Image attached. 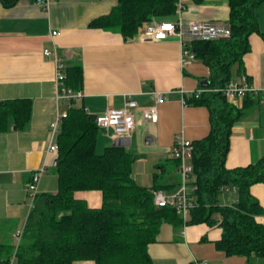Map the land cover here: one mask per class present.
I'll return each mask as SVG.
<instances>
[{
	"label": "crops",
	"instance_id": "1",
	"mask_svg": "<svg viewBox=\"0 0 264 264\" xmlns=\"http://www.w3.org/2000/svg\"><path fill=\"white\" fill-rule=\"evenodd\" d=\"M117 4L118 0H19L6 8L0 3V103L14 99L32 102L29 123L18 128L10 120L8 130L0 132V246H11L14 254L22 240L17 234H23L34 209L28 192L34 172L44 168L38 194L58 191V153L49 150V128L57 111H66L67 104L57 100L55 56L62 60L65 73L81 68L82 80L77 90L72 89L81 91L83 97L74 106L94 117L109 108L125 107L128 98L146 107L155 104L152 92H170L168 100L157 106V123L144 121L136 112V129L128 141L114 140L112 130L101 131L98 138L99 154L109 146L123 145L137 157L132 171L140 186L176 191L182 183L178 161L172 157L176 137L194 143L211 132L208 107L189 104L190 94L184 104L182 94L172 92L182 89L190 93L205 87L206 80L211 83V68L198 57L183 64V46L177 35L141 41L139 34L127 39L117 29L92 25ZM256 11L258 31L250 34L248 50L230 68L228 83L246 77L255 92L242 100L227 101L243 112L230 138L226 157L229 170L247 167L264 157V2ZM180 18L227 26L229 2L189 0L167 22ZM53 31L60 35L52 36ZM46 49L53 54L44 55ZM250 191L264 209V183L252 185ZM232 192L236 194V189ZM77 197L94 207L102 204L100 191L78 192ZM222 204L226 205L225 199ZM180 215L178 224L164 222L157 241L149 246L154 264H264L261 255L228 256L219 249V213L212 217L214 224L193 221L191 212ZM256 221L264 224V214L256 216ZM14 254L11 264H16Z\"/></svg>",
	"mask_w": 264,
	"mask_h": 264
},
{
	"label": "trees",
	"instance_id": "2",
	"mask_svg": "<svg viewBox=\"0 0 264 264\" xmlns=\"http://www.w3.org/2000/svg\"><path fill=\"white\" fill-rule=\"evenodd\" d=\"M18 2L0 0L6 8ZM228 2L230 39L193 41L191 45L195 56L211 68V83L206 88L229 84L231 66L248 50L250 34L258 31L256 10L264 0ZM177 3L178 0H118L109 15L92 25L117 29L125 38H133L157 20L173 19ZM81 80L80 67L66 73L70 88L77 90ZM189 104H204L211 114L210 134L193 143L192 177L198 205L191 211L193 221L214 224L212 217L219 213V249L228 256L264 257V224L256 221L264 209L250 191L252 185L264 183V157L247 167H226L233 126L243 112L216 92L191 99ZM31 115L29 99L1 102L0 132L8 130L10 120L23 128ZM101 131L95 117L84 108L73 105L69 109L57 138L58 191L37 194L15 254L11 246H0V264H11L13 254L16 264H154L149 246L157 241L162 224H178L182 217L174 208L155 204L153 191L160 190L159 186L150 189L136 183L132 168L137 157L126 147L112 145L101 154L96 151ZM177 164L179 167L180 162ZM89 191L101 192V206H91L77 197L78 192Z\"/></svg>",
	"mask_w": 264,
	"mask_h": 264
},
{
	"label": "built area",
	"instance_id": "3",
	"mask_svg": "<svg viewBox=\"0 0 264 264\" xmlns=\"http://www.w3.org/2000/svg\"><path fill=\"white\" fill-rule=\"evenodd\" d=\"M42 0H38L41 2ZM189 0H178L177 7L180 11L184 9L185 2ZM60 32L53 31L52 36H59ZM171 35H177L181 38V44L183 46L182 62L185 64L188 59L195 60L196 56L191 50V44L193 41H214L219 39L230 38L231 32L226 25L216 24L208 21H185L179 19L177 22H154L147 26L139 34V40L141 41H161L166 40ZM51 50L46 49L44 55L50 56ZM55 72L57 83V100L63 101L67 104L66 111H57L53 121L50 124L51 143L49 150L51 152L58 153L57 138L60 133L63 121L68 117V111L73 107L74 102L83 97L81 91H75L66 85V73L62 60L55 56ZM182 94L186 101V95L190 94V99H199L205 93H221L227 101L242 100L247 97L248 94L254 93L255 89L250 85L246 77L242 78L241 82L229 83L220 88H206L202 87L196 91L187 93L180 89L172 91ZM170 92H152V96L155 100V104L146 107H140L137 102L128 98L125 107L120 109L109 108L103 114L95 116V122L102 131L112 130V138L114 140H121L126 142L130 139L133 132L136 129V112H140L144 121L149 123H157L158 116V104H161L168 100L167 94ZM193 143L186 140L183 136H177L172 151V157L180 162L179 172L182 178L180 187L171 193H165L162 190L153 191V197L155 204L158 207H170L176 209L179 213H189L196 208L197 201L194 196L195 185H193ZM44 173V168H41L34 172L32 181L29 184L28 192L32 201L34 202L38 194V184ZM22 233L17 234L19 239L22 238ZM200 264V263H199ZM201 264H204L201 263Z\"/></svg>",
	"mask_w": 264,
	"mask_h": 264
},
{
	"label": "water",
	"instance_id": "4",
	"mask_svg": "<svg viewBox=\"0 0 264 264\" xmlns=\"http://www.w3.org/2000/svg\"><path fill=\"white\" fill-rule=\"evenodd\" d=\"M225 39H230V38H225ZM205 87H208L209 85H210V80H206L205 81V83L203 84ZM149 139H152L151 137H148L147 138V140H149ZM56 163H57V161H56ZM56 163H55V165H56Z\"/></svg>",
	"mask_w": 264,
	"mask_h": 264
},
{
	"label": "rangeland",
	"instance_id": "5",
	"mask_svg": "<svg viewBox=\"0 0 264 264\" xmlns=\"http://www.w3.org/2000/svg\"><path fill=\"white\" fill-rule=\"evenodd\" d=\"M236 66H237V65H236ZM236 66H235V68H236ZM232 69H234V66L232 67ZM165 193H167V192H165ZM221 201H223V199H222Z\"/></svg>",
	"mask_w": 264,
	"mask_h": 264
}]
</instances>
